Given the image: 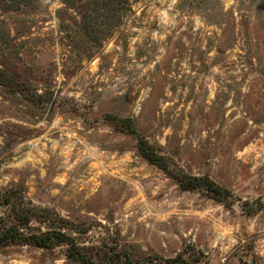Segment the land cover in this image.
<instances>
[{
	"label": "rangeland",
	"instance_id": "374dc122",
	"mask_svg": "<svg viewBox=\"0 0 264 264\" xmlns=\"http://www.w3.org/2000/svg\"><path fill=\"white\" fill-rule=\"evenodd\" d=\"M121 117L169 172L231 199L182 187ZM13 184L134 255L264 264V0H0V189ZM0 264L73 263L11 244Z\"/></svg>",
	"mask_w": 264,
	"mask_h": 264
},
{
	"label": "trees",
	"instance_id": "16d2710c",
	"mask_svg": "<svg viewBox=\"0 0 264 264\" xmlns=\"http://www.w3.org/2000/svg\"><path fill=\"white\" fill-rule=\"evenodd\" d=\"M116 120L123 131L136 137L140 154L173 176L182 187L203 189L218 200L231 199L230 190L208 175L169 172L163 157L136 130L130 117ZM90 228L89 223L73 222L52 207L34 204L21 184L0 189V247L11 244H29L46 249L64 246V255L73 264H194L198 259L195 255H203L194 247L190 248L193 251L191 254L189 251V256L185 255L184 249L172 257L152 252L134 255L130 248H119L115 241L83 238Z\"/></svg>",
	"mask_w": 264,
	"mask_h": 264
}]
</instances>
